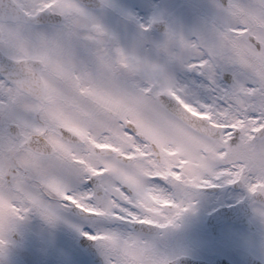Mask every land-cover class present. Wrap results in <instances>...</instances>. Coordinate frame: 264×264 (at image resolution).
<instances>
[{
    "label": "snow or ice",
    "instance_id": "obj_1",
    "mask_svg": "<svg viewBox=\"0 0 264 264\" xmlns=\"http://www.w3.org/2000/svg\"><path fill=\"white\" fill-rule=\"evenodd\" d=\"M210 8L191 37L155 14L126 53L83 0H0V255L73 212L103 264H170L160 235L213 181L264 217V0Z\"/></svg>",
    "mask_w": 264,
    "mask_h": 264
},
{
    "label": "flooded vegetation",
    "instance_id": "obj_2",
    "mask_svg": "<svg viewBox=\"0 0 264 264\" xmlns=\"http://www.w3.org/2000/svg\"><path fill=\"white\" fill-rule=\"evenodd\" d=\"M186 2L200 10L204 19L211 16V0ZM175 17L177 14L173 13L170 22L177 26ZM193 31L186 26L183 34L191 37ZM219 182L222 185L214 194L217 205L236 204L233 213L243 221L228 220L211 228L208 215L202 211L206 205L194 204L192 209L183 214H189L190 219H185V230L180 231L182 242L176 244L173 233L175 225L165 229L160 235L159 243L163 254L169 261L180 254H188L209 261L228 258L232 264H264V217L259 216L256 211L260 206L259 201H254L247 190L238 184ZM174 198L179 201L188 197L180 193ZM183 215L179 221L183 220ZM28 216L19 226L26 228V244L30 248L24 264H83L81 256L98 264L81 243L83 233L92 231L91 226L84 223L76 213H61V219L54 225L47 223L38 214Z\"/></svg>",
    "mask_w": 264,
    "mask_h": 264
},
{
    "label": "rangeland",
    "instance_id": "obj_3",
    "mask_svg": "<svg viewBox=\"0 0 264 264\" xmlns=\"http://www.w3.org/2000/svg\"><path fill=\"white\" fill-rule=\"evenodd\" d=\"M184 1L185 0H182V2ZM109 2L117 5L119 8L123 9L126 13H129L134 18L132 20H127L124 18V16L113 13L111 9L104 11H94L105 30L109 34L116 37L118 46L126 53H139L141 50L139 45L140 41L142 40L145 42L154 43L161 38L158 33H153L151 30H149L147 31L148 37L146 36V38L149 40H146L145 35L140 32L139 27L136 24L137 21L144 19L143 23L149 24L150 21L153 20L154 15L159 12H165L168 16L176 13L177 17H175V19L176 23L178 24L177 27L180 28L182 32H184L186 26L195 30V28L204 20V18L201 19L195 16L196 10L194 8H191L190 16L184 8L178 11V0H109ZM168 8H171V12H168ZM135 29L137 31H135ZM150 36L153 38H149ZM196 190L189 189V191L193 193L191 200H200V205H206L202 209L203 213L205 214V212L210 211L215 206L214 202H216V198L212 197L210 194V196L204 194L203 199L200 196L196 197L197 195H202V193H197ZM183 218H188L189 221V214L183 215ZM176 224H178V220L176 221ZM175 231L173 233L176 239V244L178 245L180 242H182L179 237V226L178 228L175 227ZM18 232L21 234V239L19 241H15L17 243H13L14 240L12 239V242L7 246V249L2 254V259L5 264H9L7 259L23 258V254L18 250V248L22 246L27 240L26 228L19 227ZM81 257H83V259L81 258V262H83V264H95L89 258L85 256Z\"/></svg>",
    "mask_w": 264,
    "mask_h": 264
},
{
    "label": "water",
    "instance_id": "obj_4",
    "mask_svg": "<svg viewBox=\"0 0 264 264\" xmlns=\"http://www.w3.org/2000/svg\"><path fill=\"white\" fill-rule=\"evenodd\" d=\"M83 2H85L88 5L94 6V5H97L100 2V0H83ZM157 26L160 30H162V27L159 24H157ZM16 236H17V234H16ZM93 254H94V252H93ZM198 263H200V262L197 260H194V259L192 260L190 258L188 260L187 257L176 258L175 260L170 262V264H198ZM0 264H2V263L0 262ZM208 264H228V263H226V262L223 263V261L219 260L217 262L208 263Z\"/></svg>",
    "mask_w": 264,
    "mask_h": 264
}]
</instances>
